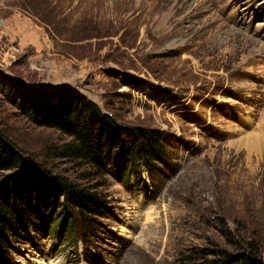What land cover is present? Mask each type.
<instances>
[{
  "label": "rangeland",
  "instance_id": "rangeland-1",
  "mask_svg": "<svg viewBox=\"0 0 264 264\" xmlns=\"http://www.w3.org/2000/svg\"><path fill=\"white\" fill-rule=\"evenodd\" d=\"M0 76L75 90L168 138L153 174L127 179L117 159L91 177L58 156L64 135L0 92V128L20 151L110 209L87 235L29 228L0 245V264H182L251 248L264 264V0H0Z\"/></svg>",
  "mask_w": 264,
  "mask_h": 264
},
{
  "label": "trees",
  "instance_id": "trees-1",
  "mask_svg": "<svg viewBox=\"0 0 264 264\" xmlns=\"http://www.w3.org/2000/svg\"><path fill=\"white\" fill-rule=\"evenodd\" d=\"M125 84L132 89L137 87L134 82ZM0 92L21 109L28 122L64 135L67 142L57 151L58 156L89 169L91 177L104 176L107 165H115L117 159L121 160L127 179L143 168L153 174L167 156L165 132L123 124L75 90L32 89L0 76ZM5 172L10 174L0 183L1 246L18 236L27 237L29 228L37 234L60 230L77 235L81 226L87 235L97 219L110 211L98 191H94L96 187L85 188L64 177L44 173L0 128V173ZM87 177L83 175V179ZM207 250H195L181 263L263 264L253 248L235 253Z\"/></svg>",
  "mask_w": 264,
  "mask_h": 264
}]
</instances>
